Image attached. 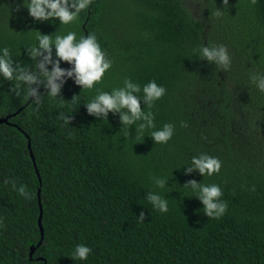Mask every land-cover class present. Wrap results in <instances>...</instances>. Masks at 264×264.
Returning a JSON list of instances; mask_svg holds the SVG:
<instances>
[{
	"label": "trees",
	"instance_id": "1",
	"mask_svg": "<svg viewBox=\"0 0 264 264\" xmlns=\"http://www.w3.org/2000/svg\"><path fill=\"white\" fill-rule=\"evenodd\" d=\"M23 3L0 0V48L15 62L33 65L24 48L36 31L94 33L113 62L96 87L155 80L167 91L145 111L156 129L172 123L175 133L154 144L150 130H122L118 114L98 120L83 106L95 88L82 92L71 79L61 99L45 96L36 108L0 78V118L9 117L0 124V264H264V92L250 79L264 74V0H91L61 26L35 21ZM208 45L227 47L228 70L200 60ZM201 153L218 157L221 171L186 176ZM154 176L170 189L155 188ZM193 179L221 187L223 217L203 214L183 188ZM150 190L168 199L167 213L151 209ZM78 244L92 249L86 261L71 259Z\"/></svg>",
	"mask_w": 264,
	"mask_h": 264
},
{
	"label": "clouds",
	"instance_id": "2",
	"mask_svg": "<svg viewBox=\"0 0 264 264\" xmlns=\"http://www.w3.org/2000/svg\"><path fill=\"white\" fill-rule=\"evenodd\" d=\"M90 3L91 0H24L23 7L35 21L59 20L61 26L77 21L80 14L89 8ZM228 4L229 0H223L224 6ZM221 13L222 11L218 9L217 15ZM35 39V44L24 48L34 62L31 67L15 62L8 47L0 48V78L11 82L15 96L20 97L22 101L31 100L32 105L39 108L45 96L61 99V91L66 81L71 79L75 85L82 88V92L95 88L96 94L83 105L89 115L105 121L109 113L118 114L122 130H127L128 134L133 126L139 133L150 130L149 137L154 144H167L172 139L175 125L165 123L161 128L156 129L153 113L145 111L146 108L151 109L166 94L167 90L164 86L151 80L141 88L139 83L126 77L122 86L113 87L111 91L96 87L102 82L105 73L111 69L113 62L106 57L94 33L81 35L78 38L76 32L71 30L66 34L56 35L36 31ZM197 54L200 60H205L225 71L231 66V57L224 45L201 46ZM61 62H66L70 67L62 68ZM250 79L260 92H264V74H253ZM41 86L46 90V95L40 92ZM141 102L146 106L143 110ZM65 123L70 124V116L65 117ZM181 126H184L183 123ZM136 138L138 137L133 139ZM221 167L218 157L201 153L191 158L190 164L184 167V174L188 176L198 172L203 177L212 176L218 174ZM152 180L155 188L170 189L168 187L170 180L165 177L154 176ZM12 186L20 196L25 199L31 198V193L26 190L25 185L21 184L16 188L15 182H12ZM183 188L191 190L193 197L203 205V214L208 218L220 219L227 212L228 204L222 199L223 191L219 185L197 182L193 179ZM145 200L151 205L152 210L160 213L168 212V199L158 191H147ZM137 219L138 222L143 223L144 212H141ZM91 253L92 249L89 246L78 244L71 252V259L86 261Z\"/></svg>",
	"mask_w": 264,
	"mask_h": 264
},
{
	"label": "water",
	"instance_id": "3",
	"mask_svg": "<svg viewBox=\"0 0 264 264\" xmlns=\"http://www.w3.org/2000/svg\"><path fill=\"white\" fill-rule=\"evenodd\" d=\"M8 118L9 117H7V118H0V124H2V123H8ZM41 221H42V205H41V215H40L39 225H40V228H41L42 233H43V227H42ZM33 252H34V248H32L31 256H32Z\"/></svg>",
	"mask_w": 264,
	"mask_h": 264
},
{
	"label": "rangeland",
	"instance_id": "4",
	"mask_svg": "<svg viewBox=\"0 0 264 264\" xmlns=\"http://www.w3.org/2000/svg\"><path fill=\"white\" fill-rule=\"evenodd\" d=\"M113 15H114V11H112L111 16H113ZM119 20H120L119 18H116L115 20H113L111 22L110 26H111V28H113V31L118 27V21Z\"/></svg>",
	"mask_w": 264,
	"mask_h": 264
}]
</instances>
